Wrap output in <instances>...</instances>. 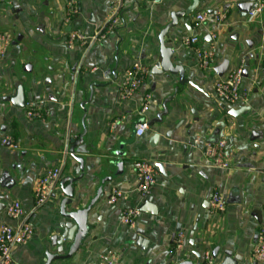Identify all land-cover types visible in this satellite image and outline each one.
Here are the masks:
<instances>
[{
	"label": "crops",
	"instance_id": "0c3cea01",
	"mask_svg": "<svg viewBox=\"0 0 264 264\" xmlns=\"http://www.w3.org/2000/svg\"><path fill=\"white\" fill-rule=\"evenodd\" d=\"M70 1L79 12L66 22ZM116 2L121 6L119 21L105 39L88 48L80 42L68 44L72 31L90 36L103 27ZM249 2L264 0H199L196 10L169 30L166 40L172 42L173 62L184 67L197 88L179 85L178 75L151 74L161 61V30L171 22V12L186 10L191 0H6L0 5V32L14 35L8 57L0 63V177L7 171L15 181L10 189L0 184V224H15L5 212L10 202L19 201L26 212L34 209L37 179L60 163L70 138L83 136L76 155L84 159V174L75 183V199L67 211L86 207L102 179L112 177L89 217L90 230L79 250L70 258L48 262V255L58 252L57 238L68 221L61 214V180L82 173L69 150L52 197L31 215L32 239L13 249L11 264H99L106 251L118 255L117 264H201L204 252L213 255L216 248L215 264H225L228 258L235 264H264L252 255L264 225V14L244 16L237 5ZM200 12L221 14L223 20L193 21ZM190 34L199 36V46L215 48L214 69H203L194 48L184 44ZM225 60L227 72L219 76L216 69ZM242 61L247 68L243 99L230 106L216 97L214 84ZM135 62L150 72L141 88L123 99L125 72ZM19 85L26 96L23 108L9 101ZM148 94L151 106L142 113ZM33 102L44 105L42 118L27 117V105ZM242 106L249 110L236 118L229 115L230 109ZM165 108L161 127L135 134L137 123H149ZM157 131L161 137L152 146ZM5 137L18 147L3 144ZM197 137L201 142L195 144ZM223 139L230 168L215 166L204 154L205 143ZM121 146L126 156L118 173L112 162ZM138 159L165 165V175L156 170V182L145 196L137 189L133 168ZM114 188L122 196L111 204ZM213 190L225 199L223 214L211 213ZM146 201L155 214L141 212L134 228L121 222L125 209L140 210ZM138 228L145 231L140 247L131 243ZM179 232L185 239L176 249ZM69 248L65 242L63 254Z\"/></svg>",
	"mask_w": 264,
	"mask_h": 264
},
{
	"label": "built area",
	"instance_id": "2783aa9c",
	"mask_svg": "<svg viewBox=\"0 0 264 264\" xmlns=\"http://www.w3.org/2000/svg\"><path fill=\"white\" fill-rule=\"evenodd\" d=\"M6 0H0V5L4 4ZM121 6L119 2H116L112 8L111 16L107 20V23L101 27L94 34L87 36L79 31H72L69 33L68 44L71 46L78 42L86 45V47H92L98 42L106 38V36L114 31L115 25L119 21ZM79 12L77 4L74 1H70L68 4V13L66 16V22L71 21L73 16ZM264 14V2H257L253 5L248 15L252 18ZM209 20L220 23L223 20L221 14L212 15L207 12L197 13L193 17V21L198 23H204ZM199 36L190 34L183 38V42L186 46L194 48L196 57L200 66L203 69H214L215 48L201 47L199 46ZM13 42V35L11 32H0V63L6 61L9 53V49ZM261 51L264 54V34L261 41ZM245 62L242 61L237 67L232 69L226 77L218 79L214 84V92L216 97L223 103L233 106L237 102L243 99L242 84L244 80V66ZM149 68L140 62H135L125 72L124 82L121 86V95L123 99L132 97L143 85L146 77L149 75ZM151 106V95L148 94L144 98V102L141 108V112L145 113ZM45 107L42 103H29L27 105L26 115L28 118H42L45 115ZM149 129V123L146 119H142L135 126V134L142 136ZM18 147L17 144H13V141L9 137H5L2 140L3 144ZM201 142L200 137L194 140L197 144ZM69 154V145L65 146L63 151V157L60 163L41 175L35 184V207L30 212H26L19 201H13L7 204L5 212L7 216L15 221V224H0V264H11L13 261V249L17 245H23L28 243L35 232V228L31 221V215L35 212L37 207L42 206L50 200L52 197L62 175V165L65 162V157ZM204 154L208 161L215 166L221 168H230L231 162L229 154L226 151V140H219L215 143H205ZM133 168L138 175L139 185L138 191L145 196L150 188L156 182L157 171L155 163L148 159H138L133 162ZM122 196L121 190L114 188L109 195L108 202L114 204ZM210 210L212 214H223L226 210V203L223 195L218 190H213L209 196ZM141 211L137 208L125 209L121 215V222L130 228H134L137 225V217ZM185 234L179 232L175 239V248L180 249L183 246ZM252 255L255 261H264V225L261 226L257 242L255 243L252 251ZM118 255L111 251H106L101 255L99 264H117ZM201 264H215V259L210 250H207L203 254Z\"/></svg>",
	"mask_w": 264,
	"mask_h": 264
},
{
	"label": "water",
	"instance_id": "95a60500",
	"mask_svg": "<svg viewBox=\"0 0 264 264\" xmlns=\"http://www.w3.org/2000/svg\"><path fill=\"white\" fill-rule=\"evenodd\" d=\"M160 1V0H157ZM191 5L183 11H173L171 12V22H169L160 32L159 34V42H160V55H161V61L160 64L157 66H153L151 74L153 76H160L164 73H169L172 75H178V83L179 85H185L189 84L191 86H194L197 88V86L194 84V82L190 81L185 74V69L183 66L174 64L173 62V46L172 42H169L166 40V36L171 28H174L178 26L179 19L185 18L189 15H191L196 8L198 7L199 0H191ZM254 3L249 2L248 4H239L237 5V8L240 11H244V16L251 10ZM211 13V12H210ZM190 27V26H188ZM191 32V27H190ZM20 38H18L17 41H19ZM17 43V42H14ZM229 65V61L225 60L219 67H217L216 71L219 76H223L227 72V68ZM29 69L30 67L27 66ZM26 68V69H27ZM244 76H247V68L244 69ZM7 99V98H6ZM9 101L12 103L13 106L16 108H23L26 104V96L25 91L22 85H19L17 88V93L13 97H9ZM168 100H165V104ZM248 106H242L240 108H232L228 111L229 115L236 118L243 114L244 112L248 111ZM168 113V109L165 108L163 113H159L157 115V118L153 119L149 122V126L153 127L154 125L161 127L163 125V116ZM159 130V129H158ZM170 135V132L166 134L168 137ZM161 137L160 132H155L153 136V142L151 143L152 146H155L157 143V140H159ZM156 142V143H155ZM70 154L71 156L77 160L80 164V168L82 170V173L79 177H65L61 180V186L62 190L64 192V198L61 202V214L68 219V221L64 222L62 224L63 233L57 238V244H58V252L56 254H49L48 255V262H51L53 260L58 259H64V258H70L73 256V254L79 250V248L82 246V243L84 239L87 237L89 230H90V224H89V217L95 208L97 202L100 200L101 196L103 195V189L104 184L107 181H111L112 177H105L102 179V185L98 189L96 196L90 201V203L86 207L78 208L75 210L67 211V207L69 205H72L75 199V183L83 177L84 174V159L80 158L76 155V147L81 145L83 143V136H81L78 140L75 138H70ZM10 145V142L8 143ZM114 156L116 157V160H114L112 163L118 167V173L123 172L124 167V161L123 158L126 156V152L123 150V146L120 147V149L114 151ZM155 168L156 170L160 171L165 175L164 169L165 165L162 162H155ZM9 181L6 184H4L5 181ZM68 183V184H66ZM0 184L2 187L5 186V188L10 189L15 185V181L11 179L9 172L4 171L2 172V176L0 177ZM141 212H148L151 214H155V210L153 211L151 209V204L149 201H146L143 206L140 208ZM179 231V228L177 229ZM145 236V231L141 228H138L134 231L131 243L135 244L137 246H141V239L143 241V237ZM65 242L70 243V248L68 254H63V245ZM218 248H216L215 252L213 253V257L217 255ZM225 254L227 256L231 255L230 251H225ZM236 261H240L238 257H236ZM235 264L234 261L226 260L225 264Z\"/></svg>",
	"mask_w": 264,
	"mask_h": 264
},
{
	"label": "rangeland",
	"instance_id": "374dc122",
	"mask_svg": "<svg viewBox=\"0 0 264 264\" xmlns=\"http://www.w3.org/2000/svg\"><path fill=\"white\" fill-rule=\"evenodd\" d=\"M13 40H14V35H13Z\"/></svg>",
	"mask_w": 264,
	"mask_h": 264
}]
</instances>
